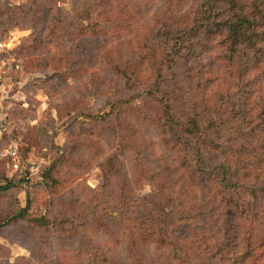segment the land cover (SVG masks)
<instances>
[{
	"label": "trees",
	"instance_id": "obj_1",
	"mask_svg": "<svg viewBox=\"0 0 264 264\" xmlns=\"http://www.w3.org/2000/svg\"><path fill=\"white\" fill-rule=\"evenodd\" d=\"M146 1V13L141 0L4 2L11 14L0 22V34L15 27L33 31L10 53L16 58L43 54L38 67L55 72L31 86L57 92L79 66L78 84L53 105L56 116L67 119L65 128L77 140L83 136L75 134L78 116L91 124L88 135L95 136V128L109 134L127 151L131 168L115 152L101 155L92 217L79 215L78 200L66 201L67 213L51 211V226L45 213L28 212L27 197L25 207L1 212L0 231L26 220L46 239L54 228L79 240L80 257L88 264H120L114 254L121 244H126L127 264H256L259 248L264 252V88L254 95L245 88L256 81L264 87V0H193L183 11L182 0H158L153 9ZM65 9L72 19H65ZM45 14L49 40L43 43L36 30ZM69 34L66 49L59 40ZM97 49L109 71L104 76L84 61ZM85 91L102 97L104 107L91 111ZM142 123L155 137L143 140L137 130ZM69 143L42 169L48 186L56 183L54 172L76 146ZM250 176L261 177L263 184L243 204L256 203L259 213L240 211L236 201ZM2 179L0 193L19 182L0 174ZM145 183L150 192L139 197ZM250 212L261 222L255 237L241 235ZM228 213L241 217L229 225ZM239 233L241 244L238 238L233 242ZM60 259L46 260L62 264Z\"/></svg>",
	"mask_w": 264,
	"mask_h": 264
},
{
	"label": "rangeland",
	"instance_id": "obj_2",
	"mask_svg": "<svg viewBox=\"0 0 264 264\" xmlns=\"http://www.w3.org/2000/svg\"><path fill=\"white\" fill-rule=\"evenodd\" d=\"M22 1L0 0V4L3 3L0 8V22H7L11 14V7H5L4 2L10 6L18 5ZM141 1L143 11L146 13L147 7L150 9V3L148 1L144 3V0ZM151 1V9H153L154 5L159 2L158 0ZM192 4L193 0H182L180 9L182 11L186 10ZM65 10L68 16L65 19H72L73 15L70 10ZM46 18L45 14L44 22L36 30L43 43L49 40L46 36L48 32ZM32 32L27 27H15L5 34H0V117L5 115L4 119L6 121L5 129L0 128V152L6 151L12 138L17 140L18 145L17 154L14 158L9 157L8 154L0 157V174L14 181H19L13 189L0 193V214L11 206L25 207L27 204L26 198L28 197V212L33 216L45 213L50 218L51 211L55 212L56 210H63L64 213H67L68 209L63 204L66 201L78 200V203L75 204L77 205L76 211L79 215L82 213V216L89 218L96 212V194L94 193L101 181L98 160L101 155L115 152L122 159L124 167L126 166L129 171L131 167L126 156L127 151L109 134L96 132V128L94 131L95 136L88 135L92 126L83 116H78L75 123V134L80 132L83 136L77 140L75 136L70 135V132L67 131L69 129L65 128L67 119L65 117L58 118L53 105L60 98L69 97V92L74 90L72 88L75 84H78V81L74 78V71L79 66H75L69 72L71 77L68 79V84L57 92H52L48 88H33L31 85L35 80H48L55 74V72L38 67L37 59L42 58L41 56L44 55L38 54L16 58L10 53L12 49L28 42ZM69 37L70 34L67 38L59 40V43L61 42L66 49L72 43ZM55 43L56 40L53 44L55 45ZM84 61H87L89 67H96L101 76L109 74V71L103 67L105 61L99 49L94 50L88 59ZM205 61L207 62L206 59ZM23 65L27 70L24 71ZM218 65L222 66L221 63H218ZM96 77L98 78V76ZM86 84L87 89L91 91L93 83L89 81ZM259 84V81L253 84L251 82L245 90L250 88V91L252 90L250 94L254 95L264 88L262 86L258 87ZM96 88H98L97 85ZM77 90H80V87H77ZM85 97L90 110L96 112L97 109L104 107H102L104 103L102 97L97 98L94 94L86 91ZM254 99L250 98L251 101ZM137 130L145 141L155 137L151 127H145L144 123L139 124ZM96 133L99 134L97 138H100V140H96ZM70 141H74L76 146L71 150V155L68 151L67 160L59 165L57 171L54 172L57 179L56 183L48 186L42 175V169L59 157L62 151L64 152V149L70 146ZM15 163L17 164L16 167L14 166ZM262 164L264 165V156L262 157ZM19 179L28 182L20 183ZM259 179L250 176V182L243 186L246 189L240 190L239 195L236 197L240 211L249 209L248 211L255 210L259 213V207L256 208L255 206L256 203L243 204V201L248 199L263 184L262 181H258ZM0 183H4V180L2 179ZM149 192L150 187L145 183L139 192V197L147 195ZM231 214L228 213L226 217L229 225H233V219L237 221L241 217V213L235 218H232ZM250 215L248 227L245 229L241 227V235L246 233L255 237L259 233L261 222L255 217V214L250 212ZM50 220L52 226V219L50 218ZM213 224L210 222L211 226ZM57 232L54 228H50L48 233L44 234L46 239L40 238L41 235L35 231L28 221H13L0 231V264H45L49 263L46 260L47 258L55 257V255L61 257L62 264H88L85 259L80 257L79 240L73 239L69 234ZM233 236V242L235 238H238L236 242L241 244L239 240L240 233ZM91 239L96 241V234ZM121 239L124 241L123 238ZM255 244L254 241L250 247ZM241 248L244 249L245 245L242 244ZM117 251L118 253L114 254L115 258H118L120 264H127L126 244L119 245ZM255 258L256 264H264L263 248H259ZM191 262L188 261L187 264H191Z\"/></svg>",
	"mask_w": 264,
	"mask_h": 264
},
{
	"label": "built area",
	"instance_id": "obj_3",
	"mask_svg": "<svg viewBox=\"0 0 264 264\" xmlns=\"http://www.w3.org/2000/svg\"><path fill=\"white\" fill-rule=\"evenodd\" d=\"M0 115H1V106H0ZM5 115H2V117H0V128L1 129H5L6 127V121H5ZM17 148H18V145H17V140L12 138L10 139V142H9V145L6 149L5 152H0V157L2 156H5L6 154L9 155V157H15L16 154H17ZM15 167L17 166V164L15 163L14 165Z\"/></svg>",
	"mask_w": 264,
	"mask_h": 264
}]
</instances>
